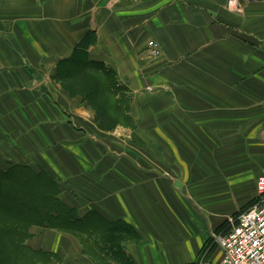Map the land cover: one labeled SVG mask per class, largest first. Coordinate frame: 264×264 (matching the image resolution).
Returning a JSON list of instances; mask_svg holds the SVG:
<instances>
[{
	"label": "crops",
	"instance_id": "crops-1",
	"mask_svg": "<svg viewBox=\"0 0 264 264\" xmlns=\"http://www.w3.org/2000/svg\"><path fill=\"white\" fill-rule=\"evenodd\" d=\"M227 1L0 0V169L43 170L78 217L134 226V264H219L214 236L264 177V0ZM88 30L131 124L103 131L56 78ZM23 244L0 264H115L49 227Z\"/></svg>",
	"mask_w": 264,
	"mask_h": 264
},
{
	"label": "trees",
	"instance_id": "trees-1",
	"mask_svg": "<svg viewBox=\"0 0 264 264\" xmlns=\"http://www.w3.org/2000/svg\"><path fill=\"white\" fill-rule=\"evenodd\" d=\"M95 39L88 30L72 55L58 63L56 78L68 94L78 95L93 110L98 127L109 131L132 123V96L113 70L89 60L88 47ZM59 194L56 181L43 170L20 165L0 169V260L12 246L24 247L27 231L35 224L80 237L83 251L102 263L134 264L125 250L128 242L139 241L134 226L121 219L106 221L92 210L78 217ZM256 199L257 195L241 212Z\"/></svg>",
	"mask_w": 264,
	"mask_h": 264
},
{
	"label": "built area",
	"instance_id": "built-area-1",
	"mask_svg": "<svg viewBox=\"0 0 264 264\" xmlns=\"http://www.w3.org/2000/svg\"><path fill=\"white\" fill-rule=\"evenodd\" d=\"M240 0H228L235 8ZM156 54L159 44H151ZM257 199L252 206L231 218L228 227L214 236L222 252L219 264H264V177L256 178Z\"/></svg>",
	"mask_w": 264,
	"mask_h": 264
}]
</instances>
